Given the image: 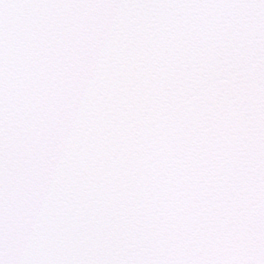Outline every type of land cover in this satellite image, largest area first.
Wrapping results in <instances>:
<instances>
[{
  "label": "snow or ice",
  "instance_id": "obj_1",
  "mask_svg": "<svg viewBox=\"0 0 264 264\" xmlns=\"http://www.w3.org/2000/svg\"><path fill=\"white\" fill-rule=\"evenodd\" d=\"M0 264H264V0H0Z\"/></svg>",
  "mask_w": 264,
  "mask_h": 264
}]
</instances>
